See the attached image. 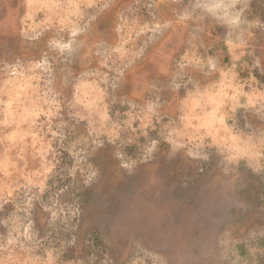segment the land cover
Here are the masks:
<instances>
[{"label":"rangeland","instance_id":"rangeland-1","mask_svg":"<svg viewBox=\"0 0 264 264\" xmlns=\"http://www.w3.org/2000/svg\"><path fill=\"white\" fill-rule=\"evenodd\" d=\"M0 264H264V0H0Z\"/></svg>","mask_w":264,"mask_h":264}]
</instances>
